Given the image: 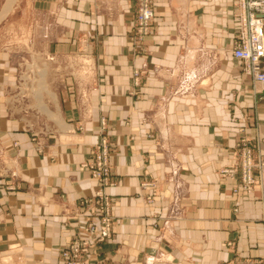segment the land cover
Returning a JSON list of instances; mask_svg holds the SVG:
<instances>
[{
    "label": "crops",
    "instance_id": "1",
    "mask_svg": "<svg viewBox=\"0 0 264 264\" xmlns=\"http://www.w3.org/2000/svg\"><path fill=\"white\" fill-rule=\"evenodd\" d=\"M151 7L140 45L132 39L135 0H16L0 20V31L50 65L54 98L43 100L62 122L17 96L18 105L10 102L20 90L18 55L0 51V148L9 170L0 177V264H60L81 234L78 203L98 188L83 164L102 135L113 235L87 264L264 259V175L260 191L244 194L233 191L237 175L219 174L235 161L240 139L262 140L264 155V93H254L230 54L236 0Z\"/></svg>",
    "mask_w": 264,
    "mask_h": 264
},
{
    "label": "built area",
    "instance_id": "2",
    "mask_svg": "<svg viewBox=\"0 0 264 264\" xmlns=\"http://www.w3.org/2000/svg\"><path fill=\"white\" fill-rule=\"evenodd\" d=\"M236 9V32L230 54L242 64L244 74L257 85L258 90L254 93H264V71L260 66V60L264 58V0H236ZM153 17L151 0H135L132 39L136 45H140L150 34ZM138 79V73L134 72L136 86ZM100 128L102 131L105 129L104 121L101 122ZM42 132L46 135L51 134L47 127H42ZM262 144V140L251 143L240 139L236 144L238 154L235 161L231 166L220 170L221 177L238 176L239 185L234 188L235 193L250 194L262 188L264 175V155L260 151ZM109 153L110 144L102 135L100 142L93 148L91 159L83 164L89 171L91 179L98 184V188L92 198L79 201L78 214L83 219L81 234L76 235L60 253V264H87L90 252L112 238V202L104 191L105 188L114 185L111 180ZM4 160V152L0 148V177L9 173ZM10 176H14V173L10 172ZM260 201L261 222L264 225V193ZM217 264H264V259L257 262Z\"/></svg>",
    "mask_w": 264,
    "mask_h": 264
},
{
    "label": "rangeland",
    "instance_id": "3",
    "mask_svg": "<svg viewBox=\"0 0 264 264\" xmlns=\"http://www.w3.org/2000/svg\"><path fill=\"white\" fill-rule=\"evenodd\" d=\"M15 2L16 0H6L0 14V20L12 10ZM9 35L10 33L0 31V51H8L13 55H18L16 86L20 88L12 94L13 96L11 95L13 99H10V102L14 100V106L18 105L15 101L17 96L23 106L45 113L38 106V101L45 105L43 99L54 98L53 93L50 92L49 79L51 78L48 76L50 65L46 61L36 59L30 45L23 44L22 40L9 38ZM2 37L9 39H2ZM45 110H47L46 105ZM53 114L54 117L51 119L61 121L57 114Z\"/></svg>",
    "mask_w": 264,
    "mask_h": 264
},
{
    "label": "bare ground",
    "instance_id": "4",
    "mask_svg": "<svg viewBox=\"0 0 264 264\" xmlns=\"http://www.w3.org/2000/svg\"><path fill=\"white\" fill-rule=\"evenodd\" d=\"M38 106L40 107V109H41L42 111L45 112V114L47 115V117H48L50 120H53L55 123H57V124H59V125H62V122H61V121H59V120H57V119H51L52 117H54V114L51 113V112H49V111H47V110H45V105L42 104L41 101H38Z\"/></svg>",
    "mask_w": 264,
    "mask_h": 264
}]
</instances>
